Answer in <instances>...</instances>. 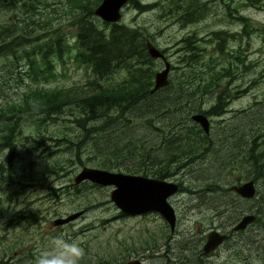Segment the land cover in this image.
Here are the masks:
<instances>
[{
  "label": "rangeland",
  "instance_id": "rangeland-1",
  "mask_svg": "<svg viewBox=\"0 0 264 264\" xmlns=\"http://www.w3.org/2000/svg\"><path fill=\"white\" fill-rule=\"evenodd\" d=\"M42 1L45 3L39 8L47 6L48 25L59 29L72 44L75 29L69 24L72 21L68 20L70 10L67 8L71 0ZM136 1L149 5L161 4L164 0ZM184 1L193 2L199 9L198 20L186 27L160 19L157 9L137 14L128 5L122 9L119 21L128 27H143L153 36L154 42L148 44L164 51L170 66L168 78H174L175 84L187 82L183 74L196 76L193 79L197 95L194 104L209 118L208 139L213 148L210 147L206 157L193 161L190 166L191 161L186 162L176 173L178 182L187 189L179 191L171 203L178 219L173 239L170 240L168 225L156 213L117 218L119 211L109 200L112 188L101 187L98 191L88 182L74 185L77 173L83 167L93 168L94 165L87 162L86 155L81 156L84 164H79L74 153L64 152V146L56 147L55 139L61 138L57 136L60 132L73 137L80 134L71 123L73 117L44 119L32 112L13 114L10 117L15 119L11 122L16 120V123L4 143L7 147L0 143V168L7 169L8 165L11 168V176L6 172L1 180L2 264H36L42 253L52 250V240L57 236L68 243L76 242L84 249L79 264L113 260L120 263L127 255L130 257L123 260L141 259L143 264H237L245 251L235 254L233 250L260 241L264 234L258 223L242 234V240L237 234L208 257L198 260L196 255L201 250V239L210 228L241 218L264 199V175L256 180L257 194L249 202L231 204L232 198L226 199L225 194L221 195L215 188L224 189L235 182L250 180L258 176L257 173L260 175L257 168L250 166L251 162L264 168V0ZM13 13L18 18L22 15L15 10ZM13 13L3 7L1 17L9 20ZM28 28L35 29L31 25ZM214 33L222 37L223 42L216 41ZM187 39L192 42L196 55L191 67L187 66L190 60L183 57ZM61 59V62L57 57L52 59L56 65L54 79L39 83L23 79L18 87L12 84L4 89L0 104L19 103L22 93L83 87L94 79L90 71L74 61L73 54H64ZM152 61L154 74L163 69L161 60ZM24 62L20 65L21 74L25 71ZM228 68L230 76L226 77L224 69ZM202 74L205 80L201 82ZM125 78L124 72H118L109 82L121 84ZM199 81L201 88L196 89ZM211 88L213 93L210 94ZM202 92L204 103L199 105L198 94ZM219 93L229 99L226 112L220 117H209L207 113L216 104ZM226 101L223 99V103ZM0 124L2 139L5 124L2 121ZM30 163L33 175L23 176ZM45 172L47 176L42 175ZM74 188H79L81 194ZM24 191L27 193L17 195ZM86 202L99 203V207L83 209V215L67 225H53L58 218L82 211ZM218 203L220 206L214 209ZM26 213L28 223L32 224L27 230L23 225Z\"/></svg>",
  "mask_w": 264,
  "mask_h": 264
},
{
  "label": "trees",
  "instance_id": "trees-1",
  "mask_svg": "<svg viewBox=\"0 0 264 264\" xmlns=\"http://www.w3.org/2000/svg\"><path fill=\"white\" fill-rule=\"evenodd\" d=\"M101 2H68V20L72 21L69 24L75 29L73 43L69 44L65 34L48 25L47 6L39 8L45 3L42 0H0V59L4 60H0V98L5 88L12 84L18 87L23 84V79L29 83L54 79L56 65L52 59L57 57L61 62L64 54H73L74 61L94 77L83 87L53 92L31 91L22 93L19 103L0 104V123L5 124V136L0 138V143L2 141L3 146L7 147L4 143H7L12 126L16 123V120L11 122L15 119L14 116L10 117L13 114L32 112L44 119L69 116L73 117L71 123L80 130V134L73 137L60 132L57 136L61 138L55 139V144L56 147L64 146V152L74 153L79 164H84L81 156L86 155L87 162L92 163L93 168L159 179L173 177L186 162L191 161L190 166L193 161L206 157L210 147L213 148L209 137L191 120L193 114H204L194 104L196 94L193 79L196 76L183 74L187 82L178 84L173 82L174 78L169 79L168 86L151 94L155 74L146 46L148 42H154L153 36L143 27L101 21L94 15ZM127 5L137 14L157 9L160 19L172 20L181 27L198 20L199 9L191 1L164 0L161 4L142 5L136 0H129ZM3 7L22 15L18 18L13 13L9 20H5L6 17H1ZM30 25L35 29H29ZM214 35L216 41L223 42L222 37L216 33ZM184 45L183 57L190 60L187 66L191 67L196 58L195 49L190 39L185 40ZM22 62L25 71L21 74L19 69ZM118 72H124L126 78L121 84L113 85L109 81ZM229 72V68L224 69L226 77L230 76ZM203 77L204 74L199 79L201 82L205 80ZM200 88L199 81L196 89ZM203 94H198L199 105L204 103ZM66 111L69 113L66 114ZM213 113L217 114V110L214 109ZM250 166L260 172L250 180L263 178V167H256L253 162ZM32 168V164H28L23 176H32ZM6 172L11 176L9 165L7 169L0 168V192L1 180ZM42 175L47 176L48 172ZM94 187L100 191V186ZM215 188L221 194L226 192L220 186ZM74 189L81 194L79 188ZM261 200L264 202V199ZM95 207H99V203L86 202L82 211ZM255 214L260 216L263 223L258 222L257 218L251 226L260 223L264 234V219L261 217L264 215ZM117 216L121 218L122 214ZM233 251L235 254L245 251L237 259V264H263L264 235L257 244L243 245ZM101 264L110 263L102 261Z\"/></svg>",
  "mask_w": 264,
  "mask_h": 264
},
{
  "label": "water",
  "instance_id": "water-1",
  "mask_svg": "<svg viewBox=\"0 0 264 264\" xmlns=\"http://www.w3.org/2000/svg\"><path fill=\"white\" fill-rule=\"evenodd\" d=\"M129 0H102L94 10V15L101 21L109 24L119 23L122 17V9L127 6ZM147 52L151 59L161 60L163 69L154 75V85L150 93L168 86V75L170 66L163 53L151 44H147ZM191 120L197 123L205 134L209 131L208 119L200 114L191 116ZM88 182L100 187L112 188L109 193L110 202L123 215H142L156 213L161 216L173 230L175 226V212L168 199L175 195L178 187L175 183L149 178L141 175H129L122 172L107 171L104 169L83 167L73 179L75 186ZM233 190L243 199H253L255 189L252 181L245 182ZM83 211L72 213L64 218L53 221L54 226L67 225L80 216ZM253 215H244L233 227L232 232L243 231L253 223ZM226 239L224 234L210 231L203 246L205 254L211 253ZM128 264H142L138 260H132Z\"/></svg>",
  "mask_w": 264,
  "mask_h": 264
},
{
  "label": "flooded vegetation",
  "instance_id": "flooded-vegetation-1",
  "mask_svg": "<svg viewBox=\"0 0 264 264\" xmlns=\"http://www.w3.org/2000/svg\"><path fill=\"white\" fill-rule=\"evenodd\" d=\"M168 81H169V78H168ZM214 88V87H213ZM213 88H211V90H210V94L211 93H213ZM195 94H196V92H194ZM197 97V95H195V98ZM223 99H225V100H227L225 103H223ZM228 97H225V96H223L221 93H219L217 96H216V104L208 111V116L209 117H220V116H222L226 111H225V108H226V106L228 105ZM218 105H220L221 106V108H217V106ZM217 110V114H214L213 113V110ZM205 112H207V111H205ZM194 115V114H193ZM200 115H202V116H204L205 118H207L208 119V122H209V118L208 117H206V115H205V113L204 114H200ZM195 123V122H194ZM196 125L198 126V128L203 132V130L200 128V126L196 123ZM257 131L259 130V127H258V129H256ZM209 132H210V129H209V131H208V133L207 134H205L204 132V134L205 135H207V137H208V134H209ZM198 156V155H197ZM130 175V174H129ZM142 176V175H141ZM145 177H149V178H154V179H159V178H156V177H151V176H145ZM170 179H173L174 181H171ZM160 180H167V181H170V182H173V183H175L176 185H177V187H178V191H177V193L179 192V191H182V189L184 190V191H186V187H184L183 186V184L182 183H180V182H178V180H179V178L178 177H176V174L173 176V177H170V178H165V179H160ZM259 180V179H258ZM257 180V181H258ZM248 181H252L253 182V185H254V189H255V196H256V194H257V187H256V182L257 181H254V180H247V181H244L243 183H238V184H232V185H230V186H228L227 188H224L225 189V193H223V194H225V195H223V194H221V195H223V196H225L226 197V199L227 198H232L231 200H230V203L232 204V203H235V202H239V201H244V202H249V201H251V200H253L254 198H255V196H254V198L253 199H243V198H241L234 190H233V187H235V186H240L241 184H244L245 182H248ZM94 185V184H93ZM74 186V185H73ZM3 188H5V187H3ZM47 189H50V186H47L46 187ZM24 189H26V188H24ZM217 191V190H216ZM217 192H219V191H217ZM25 193H27V192H17V195H23V194H25ZM176 193V194H177ZM220 193V192H219ZM175 194V195H176ZM175 195H173V196H171L169 199H168V202H169V204L171 205V207L173 208V206H172V200H173V198H174V196ZM232 195V196H231ZM231 196V197H230ZM220 205H219V203H218V205L214 208V209H217L218 207H219ZM198 209H201V208H198ZM173 210H174V208H173ZM83 212H85V211H83ZM174 212H175V210H174ZM255 212L257 213V214H260V215H264V202H262V203H260L258 206H256L255 208H253L252 210L250 209V210H248L245 214H243L242 215V217L244 216V215H253L254 217H255V220H254V222L253 223H255L256 221H257V218H258V222H260V223H263L262 221H261V218H260V216H258V215H256L255 214ZM120 213V212H119ZM152 213V212H151ZM147 214V213H146ZM241 214V213H240ZM142 215H144V214H142ZM125 216H127V215H123L122 214V217H125ZM128 216H130V215H128ZM135 216H141V215H135ZM28 217H29V215H28V213H26V216H25V222L23 223V225H24V228H26V230L27 229H30L31 227H32V224L31 223H28ZM117 218H120V217H118V216H116ZM121 217V218H122ZM161 217V216H160ZM263 219H264V217L263 216H261ZM162 218V217H161ZM163 219V218H162ZM241 218H232V219H230L226 224H223L222 226H218V227H213V228H210L209 230L210 231H217V232H219L220 234H224L225 236H226V239L222 242V244L220 245V246H218L214 251H212L211 253H208V254H205L204 252H203V246H204V244H205V242H206V239H207V235L209 234V232L206 234V236L204 237V238H202L201 239V242H202V246H201V250H200V252H198L196 255L198 256V260H201V258H203V257H208L209 255H211L212 253H214L216 250H218V249H220L222 246H224V245H226L228 242H230L231 240H233V238L234 237H237V234H238V237H239V240H241L243 237H242V234H244L245 232H246V230L253 224V223H251L250 225H248L247 227H246V229L245 230H243V231H238V232H232V229H233V227L239 222V220H240ZM164 220V219H163ZM164 222H166L165 220H164ZM177 222H178V219H177V216H176V213H175V226H174V229L173 230H171L170 229V227H169V225L167 224V222H166V224L168 225V229H169V235H170V240H172L173 239V237H174V235L176 234V226H177ZM167 244V242H165L164 243V245H166ZM132 260H138V261H140L142 264H143V261L141 260V259H130V260H127V261H125V260H123V259H121V261H120V263H116V261L115 260H113V261H111V263L110 264H128L130 261H132ZM264 264V263H263Z\"/></svg>",
  "mask_w": 264,
  "mask_h": 264
},
{
  "label": "clouds",
  "instance_id": "clouds-1",
  "mask_svg": "<svg viewBox=\"0 0 264 264\" xmlns=\"http://www.w3.org/2000/svg\"><path fill=\"white\" fill-rule=\"evenodd\" d=\"M84 256V249L76 242L68 243L62 237H54L52 240V250L42 253L36 264H79V260Z\"/></svg>",
  "mask_w": 264,
  "mask_h": 264
}]
</instances>
